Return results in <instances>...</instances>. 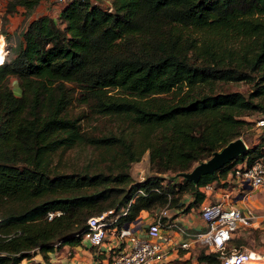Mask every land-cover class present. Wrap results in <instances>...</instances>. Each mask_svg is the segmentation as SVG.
<instances>
[{"label":"trees","instance_id":"obj_1","mask_svg":"<svg viewBox=\"0 0 264 264\" xmlns=\"http://www.w3.org/2000/svg\"><path fill=\"white\" fill-rule=\"evenodd\" d=\"M38 1L9 0L5 12L31 11ZM228 82L251 89L222 91ZM256 110L264 111V0H73L57 19L29 21L0 65V264L34 252L49 264L48 252L79 244L87 218L108 209L127 208L122 225L142 211L184 205V193L193 196L184 211L197 206L203 185L252 162L264 145L197 181L181 173L240 137L251 124L242 117ZM87 116H112L119 131L88 134ZM77 146L97 157L62 167ZM145 151L157 175L133 181L128 166ZM166 172L181 181L164 182ZM198 259L221 264L213 252Z\"/></svg>","mask_w":264,"mask_h":264},{"label":"built area","instance_id":"obj_2","mask_svg":"<svg viewBox=\"0 0 264 264\" xmlns=\"http://www.w3.org/2000/svg\"><path fill=\"white\" fill-rule=\"evenodd\" d=\"M56 1L62 9L73 0ZM6 55L2 36L0 65ZM257 124H264V120H258ZM227 174L220 180V183H227L226 186L222 184L224 190L221 198L205 199L195 206L204 222L200 229L187 230L174 219V210L168 205L155 210L149 215L151 217L137 218L128 223L127 228L124 227L125 223L117 224V219L125 214L127 208H122L116 215H113V209H108L87 218L86 228L80 233V242L94 247L97 254L105 253L102 244L111 242L106 253L110 264H165L170 251L178 253L181 249L188 250L198 245L205 252L216 253L221 264H264V240L260 249L243 244L230 245L231 239L243 237L253 230H261L264 234V214L234 205L237 198H249L252 190H258L264 195V152L250 163L246 158L238 161ZM216 185L212 181L200 189L207 197ZM52 216L53 213L49 212L48 218ZM169 231L177 233L181 240L174 241L172 234L167 233Z\"/></svg>","mask_w":264,"mask_h":264},{"label":"rangeland","instance_id":"obj_3","mask_svg":"<svg viewBox=\"0 0 264 264\" xmlns=\"http://www.w3.org/2000/svg\"><path fill=\"white\" fill-rule=\"evenodd\" d=\"M2 1H3V5L6 7V4L9 2V0H2ZM97 1L100 3H105L104 0H97ZM38 3L39 4L35 6L31 11H26L24 7L18 5L15 11L13 12L15 15L13 28H10L9 25L5 26L7 18L5 17L4 14L1 15L0 18L2 20L1 23L2 26H0V43L2 42V36H3L5 40V48L7 50L6 56H8V58L12 56L14 47L16 43L20 40V33L23 30V28L27 25V23H29V21L41 15H49L51 17H54L55 19L58 18V15L56 16L51 15V10L47 11L48 9L47 6L50 8L51 7L53 8L55 6V8L57 9L59 8L60 3H58L56 0H40ZM17 82H18L17 79L11 77L10 85L12 87V91L14 92L15 95H20V88ZM219 86H220L219 88L222 91H239L242 92L244 95H247L251 89V85L245 82H228L226 84H220ZM72 110L73 112H80L82 109L81 106L76 105L75 102V104L72 106ZM263 117H264V111L261 110H256L252 114L244 115L242 117L243 119L251 122L250 125L243 128L240 135V138L244 141L246 147L264 145V126L257 124L258 120H260V118ZM82 128L88 134L105 135V134H109L110 131L113 132L119 131L118 128H120V126L112 116H103L101 118L98 117L91 118L87 116L82 120ZM107 156L106 159L108 161L104 160L103 163H101L102 168L106 170L108 168V164H111L113 162L112 160L110 161V155ZM96 157H97V153L94 150H92L91 147L77 146L75 148L69 149L66 152H64L59 162L62 167L69 168V170H73L76 169V167L85 164H91ZM96 164L95 166H98ZM128 170L131 174V178L133 181L143 180L148 176L157 175V173H155L150 167L148 151H145L139 160L131 162L128 166ZM161 176H166L167 179L164 182L171 181L173 180V178L175 182H179L181 181L182 178V176L175 175L174 173L171 172H166ZM255 193H257L256 195L258 196V199L264 201V195L262 192L256 191ZM177 203H179V200H177ZM171 208L173 210L178 209L181 213L185 212L184 211L185 205H181L180 207L174 206ZM257 209H258L257 210L258 214H264V206ZM172 212L173 211H171V213ZM242 240L246 242L243 245H246L247 247L254 249H260L263 245L262 242L264 240V234L261 230H258L256 232H249L242 237ZM232 243L234 242H231L230 245ZM38 254L39 253L34 252L31 258L23 259L20 264H38L36 260L40 259V256L42 258V255L39 254L40 255L39 256ZM42 260L46 262V259L42 258Z\"/></svg>","mask_w":264,"mask_h":264},{"label":"crops","instance_id":"obj_4","mask_svg":"<svg viewBox=\"0 0 264 264\" xmlns=\"http://www.w3.org/2000/svg\"><path fill=\"white\" fill-rule=\"evenodd\" d=\"M40 1V0H39ZM38 1V2H39ZM105 3H108L109 0H104ZM39 3H37L38 5ZM36 5V6H37ZM47 11L51 10V15H59L60 8H52L47 6ZM14 12V11H13ZM13 12H5V6L3 5V1L0 0V15L4 14L7 18L6 25L10 28L14 27L15 15ZM18 18V17H17ZM2 20L0 18V26H2ZM228 171L218 177L217 180H214L217 185L215 186L214 191L206 197L204 194V198L201 202H204L205 199L215 200L221 198V194L223 192V187L226 186L227 183H220L223 177L228 176ZM224 186H223V185ZM258 190H252L249 198L247 199H239L237 198L234 201V205L240 208H250L255 213H257V208L264 206V201L258 199V196L255 193ZM259 192V191H258ZM253 197V198H251ZM193 200V196L190 193H184L182 197L179 199V203H183L186 205L187 203ZM149 212L142 211L140 212L138 218H144L146 215L149 216ZM174 219L182 224L187 230L200 229L204 226L203 220L199 217L198 211L195 206L191 207L188 211L181 213L178 209H174L172 213ZM170 235L171 231L167 232ZM174 241L181 240L180 236L177 233L172 234ZM111 242H105L102 244L101 248L104 249L105 253L97 254L94 247H91L86 242H80L79 244H64L60 247H56L54 251L48 252V260L49 264H110L109 260L106 256L107 251L111 246ZM201 251V248L198 246L192 247L188 250L181 249L178 253L174 251H170L165 260V264H207L198 259V255ZM39 255V254H38ZM40 256V255H39ZM38 264H46L44 260L40 259L36 260Z\"/></svg>","mask_w":264,"mask_h":264},{"label":"water","instance_id":"obj_5","mask_svg":"<svg viewBox=\"0 0 264 264\" xmlns=\"http://www.w3.org/2000/svg\"><path fill=\"white\" fill-rule=\"evenodd\" d=\"M246 148L244 141L240 137H237L228 142L221 149L214 151L208 159L195 164L189 172H183L181 175L184 178L197 181L201 175L213 173L226 163L235 159L238 155L243 153ZM124 227L127 228L128 223H125Z\"/></svg>","mask_w":264,"mask_h":264}]
</instances>
